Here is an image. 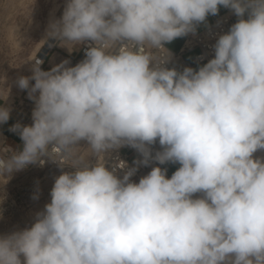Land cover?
I'll list each match as a JSON object with an SVG mask.
<instances>
[{
	"label": "clouds",
	"instance_id": "obj_1",
	"mask_svg": "<svg viewBox=\"0 0 264 264\" xmlns=\"http://www.w3.org/2000/svg\"><path fill=\"white\" fill-rule=\"evenodd\" d=\"M221 6L237 20L213 58L169 67L166 45ZM46 39L84 58L35 56L16 80L32 124L10 128L21 150L0 146V186L45 158L61 172L31 225L0 234V264H264V0H65ZM125 146L179 167L133 181L106 164Z\"/></svg>",
	"mask_w": 264,
	"mask_h": 264
},
{
	"label": "rangeland",
	"instance_id": "obj_2",
	"mask_svg": "<svg viewBox=\"0 0 264 264\" xmlns=\"http://www.w3.org/2000/svg\"><path fill=\"white\" fill-rule=\"evenodd\" d=\"M64 4L65 0H0V106L8 107L12 115L19 114L28 125L32 124L34 103L28 99L26 90L17 87L16 80L32 75L35 61L30 59L35 56L37 59L42 57L43 69L53 46V40L45 38L46 26L52 18L62 15ZM183 38L169 45L176 50ZM196 52L197 49L191 50L188 55L192 57ZM13 125L10 117L7 123L2 124V129L16 139L18 134L10 131ZM81 144L86 146L84 142ZM157 145L158 142L153 149ZM123 148L127 151L131 147ZM255 156L264 158V151H258ZM60 172L58 166L34 168L28 173L21 170L14 172L11 179L0 186V197H3L0 201V234L31 225L35 212L42 210L50 201L54 178ZM37 190L39 198L34 200L32 197Z\"/></svg>",
	"mask_w": 264,
	"mask_h": 264
},
{
	"label": "built area",
	"instance_id": "obj_3",
	"mask_svg": "<svg viewBox=\"0 0 264 264\" xmlns=\"http://www.w3.org/2000/svg\"><path fill=\"white\" fill-rule=\"evenodd\" d=\"M207 20L208 21L206 22V24H201L197 28V31L195 34H189L185 36L183 45L179 51L177 52L172 51L170 50L169 46L166 45V47L170 50L172 54V63L169 65V67L175 66L178 69H182L183 67L193 68L195 64L204 63V62L206 63L209 59L213 58L214 56L213 45L216 39L218 38L220 34H223L228 31L230 26L236 22L237 17L233 15L229 9L224 8L219 11L218 15L216 16L210 15ZM195 48L198 49V52L191 59H185L184 57L185 53ZM83 58H84V46L81 45L77 53V63L80 62ZM15 116L19 118L20 120H22L19 117V114H15ZM3 134H4V138L2 141L0 139V146H7V147H10L14 151H18L16 148L8 144L7 135L5 133ZM140 159H141V156L136 150L131 151L128 149L127 151H125L124 148L121 147L119 149L112 150L110 154L106 156V164L107 166L112 167L116 165L118 162L123 161L127 164L128 168L136 167L137 171L131 179L133 181L138 182L140 177L150 172L152 167L160 166L155 161L151 162L147 166L143 164L137 165V161ZM47 167H57V165L47 160V158H45V163L43 166L37 163L35 165H29L22 171L24 173H28L30 170L34 168L43 169ZM125 170L118 169V174L122 176L123 171ZM167 176L170 177L169 171H167Z\"/></svg>",
	"mask_w": 264,
	"mask_h": 264
},
{
	"label": "crops",
	"instance_id": "obj_4",
	"mask_svg": "<svg viewBox=\"0 0 264 264\" xmlns=\"http://www.w3.org/2000/svg\"><path fill=\"white\" fill-rule=\"evenodd\" d=\"M222 9H224L223 6L220 7V10H222ZM184 39H185V37L183 38L182 44L176 50L173 49V48H171V46L168 44L170 50L175 51V52L179 51L180 48L183 45ZM80 47H81V45L78 46L77 49L69 52L67 50V48L60 46L56 41L53 40V46L51 48V52H50V54H49L46 62L44 63L43 70H45V71L50 70L52 67H54L55 65L60 64L61 62L65 61V60L69 61V65L70 66H74V64H75V55L78 53ZM195 49H197V48H195ZM192 50H194V49H192ZM188 52H186L185 55H184L185 59H191L194 56L193 55L192 57H190L188 55ZM197 52H198V49H197ZM204 63L195 64V66L193 68L196 69V68H198V66H200V65H202ZM10 117L12 119L13 124L20 123L21 125H27L22 120H20L19 118H17L15 115L10 114ZM0 130L7 135V138H8L7 141H8V144L10 146L16 148L18 151L22 149L23 142L20 139L19 135L17 136L16 139L15 138H12V136H10L9 133L5 132L2 129V124H0ZM129 150L132 151V150H135V149H133V148L131 149L130 148ZM156 150H160L159 144L157 145V147L155 149H153V152H155ZM160 166L162 168H166L167 171H169L170 177L173 174V172L179 167L178 164H172V163H168V164H164V165H160Z\"/></svg>",
	"mask_w": 264,
	"mask_h": 264
},
{
	"label": "bare ground",
	"instance_id": "obj_5",
	"mask_svg": "<svg viewBox=\"0 0 264 264\" xmlns=\"http://www.w3.org/2000/svg\"><path fill=\"white\" fill-rule=\"evenodd\" d=\"M52 14V13H51ZM51 16V15H50ZM48 24H49V22H48ZM46 27H48V25L46 26ZM46 38V37H45ZM39 60H43L42 59V57H39ZM3 138H4V134L2 133V131L0 130V139H1V141L3 140Z\"/></svg>",
	"mask_w": 264,
	"mask_h": 264
}]
</instances>
